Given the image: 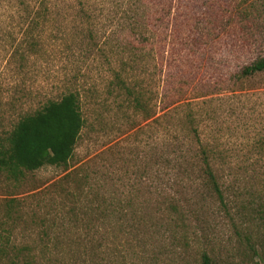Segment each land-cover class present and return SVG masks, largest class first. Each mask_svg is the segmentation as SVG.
Here are the masks:
<instances>
[{"label":"rangeland","instance_id":"1","mask_svg":"<svg viewBox=\"0 0 264 264\" xmlns=\"http://www.w3.org/2000/svg\"><path fill=\"white\" fill-rule=\"evenodd\" d=\"M243 1L264 8V0ZM150 2L0 0V147L22 118L72 92L89 118L67 168L16 180L0 174V264H25L29 256L32 264H202L204 255L214 264L264 262V75L233 86L234 59L262 56L264 46L231 59L209 48L195 57L192 45L174 47L168 38L147 74L137 71L155 113L146 119L118 107L126 96L118 98L112 84L129 60L122 44L130 18L136 24ZM175 24L161 25L172 31ZM187 105L195 106L202 140L232 156L213 168L219 190L200 165L176 180L166 164L177 136L196 151L182 117L168 116ZM90 186L106 200L137 197L153 221L138 232L89 222L86 206L99 200ZM171 200L184 222L165 211Z\"/></svg>","mask_w":264,"mask_h":264},{"label":"trees","instance_id":"2","mask_svg":"<svg viewBox=\"0 0 264 264\" xmlns=\"http://www.w3.org/2000/svg\"><path fill=\"white\" fill-rule=\"evenodd\" d=\"M150 5L136 24L132 23L133 19L130 18L131 32L129 38L122 44V52L129 54V60H122L123 74L116 73L112 84L114 93L118 92L116 94L118 98L123 94L126 96L118 107L132 109L146 119L153 118L155 113L151 114L152 99L150 100L148 90L142 85L144 82L138 79L137 71L139 69L141 73L147 74L151 58L156 59V54L163 56L162 50L168 38L171 37L170 43L175 44L174 47L177 42H181L182 47L192 45L197 50L194 53L195 57L200 52L204 56L209 48L216 52L229 53L227 57L231 59V53L238 55L248 49L252 51L264 46L263 7L247 6V2L241 0H189L187 3L185 0H178L176 4L174 0H151ZM167 19L169 22L170 20L176 22L172 31L171 27L161 25ZM234 61L238 66L234 70L233 86H239L264 75V55L248 62L241 60L240 57ZM194 107L187 105L183 110L177 106L169 112L170 115H167L172 118L182 117L180 119L185 126L183 131L187 129L188 132L194 133L192 139L196 151L185 150L187 146L184 145L185 138L180 140L177 136L170 143L171 155L166 164L172 171L177 170L176 180L191 177L196 167L200 165L203 167L200 170L208 174L210 182L219 190L213 168L216 165L227 164L232 156L225 148L205 142L198 135V120ZM181 112L183 116L180 115ZM88 123L89 118L84 114L79 93L72 92L59 101H50L34 114L22 118L10 133L7 144L0 147V174H6L16 180L23 178L26 172L33 173L47 166L67 168L74 159ZM190 136L189 134L188 138ZM262 146V142L254 144V148L257 149ZM250 147L253 148L252 145ZM88 189L91 195L99 199L91 200L92 202L86 206L89 209L86 213L91 216L89 222L106 220L109 226L116 224L124 232H138L147 228L153 221L140 211L136 202L137 197L106 200L100 194L101 189L98 192L93 186ZM82 195L83 192L80 193V198ZM73 198L75 199L73 203L80 200L77 196ZM173 200L165 204V211L178 215L179 220L183 221L182 209L179 203ZM71 213L73 214L74 210L71 209ZM3 253L4 251L0 252ZM29 257L25 264L34 262V259ZM202 264L214 262L209 256L204 255Z\"/></svg>","mask_w":264,"mask_h":264}]
</instances>
